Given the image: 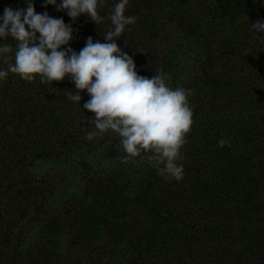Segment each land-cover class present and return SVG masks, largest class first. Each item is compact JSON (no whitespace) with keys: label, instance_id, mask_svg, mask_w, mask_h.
<instances>
[{"label":"trees","instance_id":"16d2710c","mask_svg":"<svg viewBox=\"0 0 264 264\" xmlns=\"http://www.w3.org/2000/svg\"><path fill=\"white\" fill-rule=\"evenodd\" d=\"M118 2L104 0L97 25L58 10L61 0H33L72 27L61 50L77 53L89 37L107 42ZM6 8L27 3L0 0V18ZM125 15L136 22L116 43L137 73L163 72L191 91L183 179L122 163L114 133L88 141L90 97L68 99L70 77L44 84L9 73L0 80V264H264V32L252 27L264 22V0H129Z\"/></svg>","mask_w":264,"mask_h":264},{"label":"clouds","instance_id":"9594fccd","mask_svg":"<svg viewBox=\"0 0 264 264\" xmlns=\"http://www.w3.org/2000/svg\"><path fill=\"white\" fill-rule=\"evenodd\" d=\"M26 3V9L6 8L0 18V40L15 42V47L0 45V59L7 65L0 70V80L9 73L26 82L39 78L44 84L70 77L77 91L68 92L67 98L80 104V92L86 91L90 97L83 105L94 114L88 141L114 133L125 154L122 163L147 161L166 180L181 181L182 149L194 124L191 91L173 88L163 72L152 78L139 75L134 60L120 49L116 40L126 26L136 22L135 17L125 15L129 0H120L108 17L113 27L104 36L107 42H93L89 37L78 53L71 47L61 50L73 38L71 26L47 12L37 13L33 0ZM56 3L46 0L45 6ZM103 5L104 0H61L58 10H66L73 20L84 14L99 25L104 20L99 11ZM252 27L264 32V22L257 21ZM228 143L221 139L218 146Z\"/></svg>","mask_w":264,"mask_h":264}]
</instances>
